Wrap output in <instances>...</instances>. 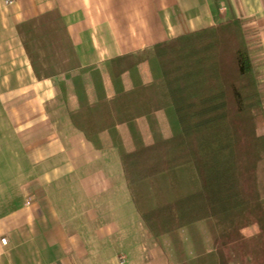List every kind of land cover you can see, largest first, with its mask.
<instances>
[{
    "label": "crops",
    "instance_id": "0c3cea01",
    "mask_svg": "<svg viewBox=\"0 0 264 264\" xmlns=\"http://www.w3.org/2000/svg\"><path fill=\"white\" fill-rule=\"evenodd\" d=\"M12 1L0 0V264H171L110 133L96 148L74 126L77 95L62 84L80 79L91 101L110 97V59L237 18L264 104V0ZM150 76L141 64L122 83Z\"/></svg>",
    "mask_w": 264,
    "mask_h": 264
},
{
    "label": "trees",
    "instance_id": "16d2710c",
    "mask_svg": "<svg viewBox=\"0 0 264 264\" xmlns=\"http://www.w3.org/2000/svg\"><path fill=\"white\" fill-rule=\"evenodd\" d=\"M141 64L150 80L133 77L126 88L123 75ZM108 66L110 97L91 101L80 79L61 88L73 85L78 103L69 115L96 148L100 134L110 133L153 240L167 244L172 264H264V104L241 20L112 58Z\"/></svg>",
    "mask_w": 264,
    "mask_h": 264
},
{
    "label": "rangeland",
    "instance_id": "374dc122",
    "mask_svg": "<svg viewBox=\"0 0 264 264\" xmlns=\"http://www.w3.org/2000/svg\"><path fill=\"white\" fill-rule=\"evenodd\" d=\"M199 27V25L198 26H196V27H191V29L190 30H194V29H196V28H198ZM42 53H45L44 51L42 52ZM160 118L162 117V116H159ZM160 123H161V128L163 129V131H164V133L166 132V130L168 129V126L166 125V123H164V121H160ZM146 129L147 128H143V129H141L142 130V133H143V135H144V138H145V140H147L148 139V135H147V131H146ZM121 134H122V136H123V139H124V141H125V143H127V141H126V139H125V136L126 135H128L127 133H126V131H121ZM128 145V144H127ZM252 231V230H251ZM186 237H187V235H186ZM208 235L205 233V234H203V241L205 242V245L206 246H208L209 244H208ZM187 249H189L190 251H189V256H192L193 254H194V252H195V250L194 251H192L193 249H192V246H191V244L188 246V248ZM188 251V250H187ZM196 253V252H195ZM195 255V254H194ZM172 263H174V257L172 256L171 257V264Z\"/></svg>",
    "mask_w": 264,
    "mask_h": 264
},
{
    "label": "built area",
    "instance_id": "2783aa9c",
    "mask_svg": "<svg viewBox=\"0 0 264 264\" xmlns=\"http://www.w3.org/2000/svg\"><path fill=\"white\" fill-rule=\"evenodd\" d=\"M13 1L12 0H5V3L6 4H11ZM28 203V202H27ZM0 242L2 243V244H6V242H7V239L6 238H1L0 239Z\"/></svg>",
    "mask_w": 264,
    "mask_h": 264
}]
</instances>
